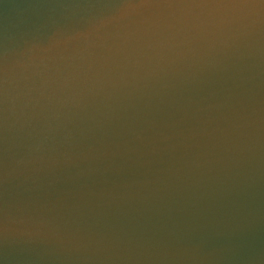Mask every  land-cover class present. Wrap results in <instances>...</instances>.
I'll return each mask as SVG.
<instances>
[{"label":"water","instance_id":"obj_1","mask_svg":"<svg viewBox=\"0 0 264 264\" xmlns=\"http://www.w3.org/2000/svg\"><path fill=\"white\" fill-rule=\"evenodd\" d=\"M0 264H264V6L0 0Z\"/></svg>","mask_w":264,"mask_h":264},{"label":"snow or ice","instance_id":"obj_2","mask_svg":"<svg viewBox=\"0 0 264 264\" xmlns=\"http://www.w3.org/2000/svg\"><path fill=\"white\" fill-rule=\"evenodd\" d=\"M221 2H224V0H221ZM229 3H247V4H259L261 6H264V0H227Z\"/></svg>","mask_w":264,"mask_h":264}]
</instances>
